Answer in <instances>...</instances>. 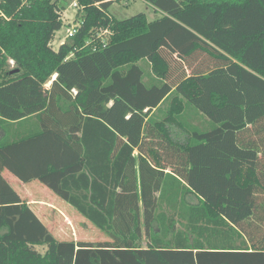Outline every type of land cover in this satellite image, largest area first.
<instances>
[{
	"label": "trees",
	"instance_id": "1",
	"mask_svg": "<svg viewBox=\"0 0 264 264\" xmlns=\"http://www.w3.org/2000/svg\"><path fill=\"white\" fill-rule=\"evenodd\" d=\"M60 1L0 0V264H264V0H76L55 52ZM4 171L110 242L56 240Z\"/></svg>",
	"mask_w": 264,
	"mask_h": 264
},
{
	"label": "rangeland",
	"instance_id": "2",
	"mask_svg": "<svg viewBox=\"0 0 264 264\" xmlns=\"http://www.w3.org/2000/svg\"><path fill=\"white\" fill-rule=\"evenodd\" d=\"M58 1V0H54ZM78 4L76 0H61L59 3V6L62 9H65V13L63 14V28L60 32H58L55 36V39L52 43V49L57 52L59 48L64 45L67 41V32L70 28L73 27L74 24L79 25V28L82 25L83 22V16L84 14L80 12L81 16L76 22V15L79 13V8L76 10L73 5ZM79 5V4H78ZM82 11V8H80ZM110 14L112 17H114L116 20L124 21L131 19L139 14H144L149 22H154L157 19V15L155 11L152 9V7L146 3L145 0H119L115 3V5L111 8ZM10 68H15V63L12 64L10 62ZM50 87V86H48ZM179 138L183 139L184 135L179 133L176 134ZM13 178V177H12ZM13 185V188L15 191H17L21 198L24 200H27L28 197H31L33 199H41L45 200L47 194H52L49 190H47L43 185L40 183H33V184H22L15 180ZM45 190V191H44ZM48 192V193H45ZM62 204L69 208L72 212H74L75 216H68L66 220L59 221L58 224L61 227V230H53L54 237L56 240L60 242H73L77 241H83V242H89V243H106L110 242L109 238L105 236L102 232L97 230L95 227H93L90 223H88L85 219H83L76 211H74L71 207H69L66 203L63 201ZM190 202L196 203L195 200L190 199ZM67 213V212H65ZM84 222V225H81L79 223ZM73 225H75L77 234L75 236H72V233L70 230L73 229ZM60 233V234H59ZM39 251L44 254V249H39Z\"/></svg>",
	"mask_w": 264,
	"mask_h": 264
},
{
	"label": "crops",
	"instance_id": "3",
	"mask_svg": "<svg viewBox=\"0 0 264 264\" xmlns=\"http://www.w3.org/2000/svg\"><path fill=\"white\" fill-rule=\"evenodd\" d=\"M52 46V45H51ZM6 137V134L4 131L0 130V141ZM2 176L4 180L13 188V185L15 180L20 182L14 175H12L9 171H4L2 173ZM13 177V178H12ZM21 183V182H20ZM35 183V182H34ZM37 183V182H36ZM33 184V183H31ZM30 184V185H31ZM26 185V184H25ZM28 185V184H27ZM14 189V188H13ZM15 190V189H14ZM45 191V190H44ZM17 192V191H16ZM18 193V192H17ZM48 193V192H45ZM19 194V193H18ZM20 196V194H19ZM21 197V196H20ZM24 202L28 203L30 208L33 210V212L36 214V216L40 219V221L50 230V232L54 235L53 230H61V227L59 226V221H64L68 216H75L74 212L69 210L66 206L60 202L61 200L58 199L53 194H47L45 200H39V199H33L31 197H28L27 200L22 199ZM67 212V213H65ZM81 225H84V222L79 223ZM72 233V236H75L77 234L75 225H73V229L70 230ZM60 234V233H59ZM110 241V240H109ZM79 240L77 239V241Z\"/></svg>",
	"mask_w": 264,
	"mask_h": 264
},
{
	"label": "built area",
	"instance_id": "4",
	"mask_svg": "<svg viewBox=\"0 0 264 264\" xmlns=\"http://www.w3.org/2000/svg\"><path fill=\"white\" fill-rule=\"evenodd\" d=\"M73 7L78 10L79 5L78 4H74ZM78 29H79V25L74 24L72 28H70L67 32V41L74 39L77 36L78 33ZM12 64H14V62H11Z\"/></svg>",
	"mask_w": 264,
	"mask_h": 264
}]
</instances>
